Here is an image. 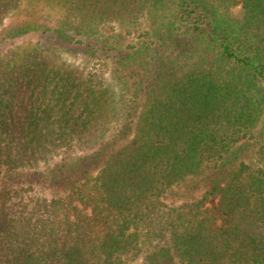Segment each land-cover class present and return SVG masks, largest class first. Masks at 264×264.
I'll list each match as a JSON object with an SVG mask.
<instances>
[{"label":"trees","instance_id":"1","mask_svg":"<svg viewBox=\"0 0 264 264\" xmlns=\"http://www.w3.org/2000/svg\"><path fill=\"white\" fill-rule=\"evenodd\" d=\"M0 264H264V0H0Z\"/></svg>","mask_w":264,"mask_h":264},{"label":"rangeland","instance_id":"2","mask_svg":"<svg viewBox=\"0 0 264 264\" xmlns=\"http://www.w3.org/2000/svg\"><path fill=\"white\" fill-rule=\"evenodd\" d=\"M13 47H14V46H13ZM13 47H12V48H13ZM8 48H9V47H7V49H6L5 51H3L1 55H4V54L6 53V51L8 50ZM68 62L71 63L75 68H78V67L80 68V67H81V66H80V63H81V62H79V61H77V60H73V61H72V60H68ZM57 160H58V158H53V159L51 160V163H52V162H55V161H57ZM44 166H45L44 164H39V167L36 168V169H43ZM210 205L213 206V205H214L213 202H211Z\"/></svg>","mask_w":264,"mask_h":264}]
</instances>
